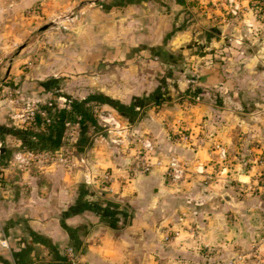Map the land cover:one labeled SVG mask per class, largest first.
<instances>
[{"label": "crops", "instance_id": "obj_1", "mask_svg": "<svg viewBox=\"0 0 264 264\" xmlns=\"http://www.w3.org/2000/svg\"><path fill=\"white\" fill-rule=\"evenodd\" d=\"M180 1L0 0V86L20 74L17 68L26 63L25 52L31 49L25 41L44 30L52 35L55 19L73 13L68 22L78 19L79 33L65 35L89 41L81 55L94 58L77 63L76 53H70L71 63L49 65L55 74L44 85L48 95L39 96L45 104L39 113L54 115L77 106L93 113L100 127L101 113H109L121 127L112 129L113 136H123L120 144L108 145L97 137L99 129L90 125L83 131L79 124L67 123L56 149L69 152L67 163L17 172L5 165L0 264H66L67 247H74L85 264L198 263L207 252L211 261L219 262L239 251L249 256L245 264H264V252L256 256L250 251L264 250V239L259 238L264 234V185L249 193L260 167H244L246 151L264 148V112L257 107L264 108V61L257 57L239 67L227 64L225 76L230 79L224 81V70L213 54L192 53L188 56L201 59L197 78H186L183 70L177 78L150 82L121 77L122 65L132 67L145 52L154 56L153 64L161 60L156 64L166 68L185 62L186 44L181 46L180 40L186 38V30L179 27V18L161 11H179L185 5ZM212 38L206 34L207 41ZM123 42L131 48L129 64H122ZM168 47L176 51V62ZM108 48L119 57L118 64L105 62V56L112 55ZM165 51L170 56L166 61L161 57ZM19 57L22 60L15 64ZM112 68L119 74L105 79L103 72ZM80 70L97 74L96 79L86 75L81 80V99L74 97V80H66L68 93H58L60 74ZM31 115L14 121L7 112L0 114V141L12 143L2 148L0 162L32 151L42 140L45 129ZM184 131L191 136L190 144L175 140ZM198 138L204 139L203 145ZM145 143L152 145L151 152ZM216 145L225 149L226 158ZM139 154L163 166L150 174L136 173ZM172 159L185 169L180 181L166 174ZM225 194L235 206L225 202ZM192 200L203 205L187 206Z\"/></svg>", "mask_w": 264, "mask_h": 264}, {"label": "rangeland", "instance_id": "obj_2", "mask_svg": "<svg viewBox=\"0 0 264 264\" xmlns=\"http://www.w3.org/2000/svg\"><path fill=\"white\" fill-rule=\"evenodd\" d=\"M169 1L171 2L172 0ZM181 1H184L185 5H183V7L181 5L182 8H180L179 11L171 12L174 10V7H170L169 10L167 7H165L161 9V11L164 12V14L167 13V11L170 12L171 19H173V17L179 18V27L182 26L186 30V38H182L180 40L182 42L181 46L186 44L184 52L187 54V59L185 62L180 60V63L173 68H166L165 66H161V64H156L161 63V60L156 61V63L154 61L153 64L154 56L145 52L142 59L134 63L132 67H129L128 65H122L121 77L124 81H127L130 78L141 82H150L157 79L158 77L177 78L181 70L186 73V78H197L200 73L201 59L199 56H190L192 53L202 52L203 54H213L216 65L219 66L220 69L222 68L224 70L222 77L224 81L226 79H230L225 76V67L227 64H234L236 67H239L243 65L247 59H256L257 57L260 58L261 61H264V0ZM72 15L73 13H70L69 15L60 16L59 19H55V27L52 31L57 35L53 33L52 35L47 36L44 34V32L47 30H44L41 33H34L30 39L25 41L26 44L30 45L31 49L25 52L26 63L21 64L17 68L16 72L20 74H16L15 76L11 75L8 82H5L0 86V114L3 111L7 112L10 116L15 117L14 121L22 120L23 117H26L28 114H34V118H36L37 115H40L39 111H42L41 106L45 105L42 102L40 103L39 96L44 94L48 95L49 91L44 85L45 83H48L51 77L55 74L54 72H49V65L58 64L60 66H65L66 63H71L72 57L70 53H76V55H74V59L77 61V63L91 61V59L94 58L84 57L83 59L81 55L82 49L87 48L89 41L82 40L80 35H65V31L79 33V20L77 19L75 22H68V20H71L70 17ZM206 34H212L213 38L210 41H207ZM37 40L39 41L36 43ZM178 44H175L173 47L177 48V46H180ZM109 45L113 46L112 40L109 42ZM122 48V64H129L133 60V57L128 42H123ZM108 49H110V53L112 55H106L105 62L107 64H118L119 57L114 55V52L111 50V48ZM166 51L172 54V60H175L176 62L178 57L176 51L172 52L170 47H168ZM166 51L164 52L163 56H161L165 61L167 59ZM21 52H23V50ZM188 54L190 55L188 56ZM21 60L22 59L20 57L17 58L15 64H19ZM94 60L96 61V59ZM29 64H32V66H29ZM115 69L118 71V68ZM168 70L172 73H170ZM117 71L115 73L119 74ZM115 73L114 68H112L110 70L107 69V71H104L103 75H105V79H108V77L112 79L113 74ZM86 75H89L94 79L97 77L95 72L84 73L81 70L77 71L76 73L62 72L60 74L59 80L61 81V86L58 90V93L63 95L68 93L71 89H66L68 84L66 80H74L78 82V84L73 87V91L75 90L74 97L81 99V88L83 87L81 86V80ZM39 81H43L41 82L42 84L39 85ZM56 90L57 89L53 87V91ZM14 91H17L18 94H16ZM44 99L46 100L47 98ZM257 107L260 108L261 112H264L263 107L258 105ZM101 114L103 118L106 116L111 118L108 115L109 113ZM48 115L50 116V114ZM31 116L33 117V115ZM101 123L104 125L103 121ZM9 126L13 129L25 128L24 126L21 127V125L15 126L9 124ZM108 127L111 129L114 128L113 126L109 125ZM104 128V126H101V129L98 131L99 136L97 137L100 139H102V137L107 139L112 137L114 139V134L109 133ZM184 133L186 132L184 131L180 133L178 137H175V140L181 142L180 137L183 136ZM103 143L113 145L111 142L107 143L106 141H103ZM7 144L11 145L12 143L7 142ZM7 144L0 141V146H2V148ZM10 157L11 158L9 160H11L14 155H11ZM245 157L247 158L245 162H249L250 165L256 163L258 158L264 160V148H260V150L256 152L246 151ZM1 164L7 165V162L6 164L5 162H2ZM256 166L260 167V170H256L255 172L257 183L255 185L252 184L253 186L250 189L248 188V192L252 194L259 192L260 188L264 185V175H262L264 172V166L260 164H257ZM17 171L24 170L18 169L16 172ZM5 175V172H0V184L4 180ZM206 180L209 181L212 180V178L207 176ZM191 202L192 204H188L187 202V206L195 208L199 207L196 206V203H201V205H203V201L192 200ZM259 238H261V240L264 239V234L260 235ZM250 251L256 256H260L262 255V252H264V250H261L259 247L251 248ZM207 253L205 254L206 259L210 257V254L208 255ZM238 254H243L247 257V254H245L244 251H239L236 255Z\"/></svg>", "mask_w": 264, "mask_h": 264}, {"label": "built area", "instance_id": "obj_3", "mask_svg": "<svg viewBox=\"0 0 264 264\" xmlns=\"http://www.w3.org/2000/svg\"><path fill=\"white\" fill-rule=\"evenodd\" d=\"M29 66H32V64H29ZM16 94H18L17 91H14ZM33 119H34V114ZM50 122L49 120L47 121ZM104 122V129H106L109 133H112V129L108 127L113 126L114 130H119L121 127L117 126L115 119L113 118H103ZM113 130V131H114ZM123 136H118L114 139L108 140L107 138H103V141L111 142L112 144H120V139H122ZM126 138V137H125ZM180 141L183 143L190 144L191 143V136L184 133L183 136L180 137ZM204 139L198 138V143L200 145L204 144ZM145 149L148 151H152V145L149 143H145L144 145ZM216 150L221 151V156L226 158V151L223 147L220 145L215 146ZM1 150L2 146H0V157H1ZM69 152L64 153H58L57 151L47 149L43 151H28L25 154L18 153L16 154L11 160L7 162V164L11 168L19 169V170H26L33 166H45L49 164H55V163H67L69 159ZM0 162V172H5V165L1 164ZM257 164H260L264 166V160L261 158H258L256 163H253L250 165L249 162H244L245 168H249L251 171L254 170L255 166ZM163 163L161 161L153 162V160L150 158V156L146 154H139L136 156V161L133 166V170L136 173L140 174H150L156 167H162ZM166 174L168 177L172 178L175 181H180L183 179L185 174L184 167L176 160L172 159L171 163L166 166ZM203 174V173H202ZM88 183H91L90 180L86 179ZM188 204H192L191 201H188ZM201 203H196V206H200ZM65 257H66V264H85L81 258L79 257L76 249L74 247H67L65 250ZM247 262V257L243 254H238L234 256L232 259L226 260V261H219V262H213L209 258L205 259L202 262L198 263H187V264H245Z\"/></svg>", "mask_w": 264, "mask_h": 264}, {"label": "trees", "instance_id": "obj_4", "mask_svg": "<svg viewBox=\"0 0 264 264\" xmlns=\"http://www.w3.org/2000/svg\"><path fill=\"white\" fill-rule=\"evenodd\" d=\"M167 59H170L168 54ZM41 116V114L37 115L35 121L38 126L44 127L45 133L42 136V140L38 142V146L31 147L30 150L32 151H43L47 149L56 151V149L60 148L67 123L79 124L83 131L90 125L99 130L101 129L98 119L93 113H90L87 110L82 112L77 106H73L70 111L58 110L54 115L49 116L47 114L46 117ZM48 120L50 121L49 123L47 122ZM43 143H46L47 146H44Z\"/></svg>", "mask_w": 264, "mask_h": 264}, {"label": "water", "instance_id": "obj_5", "mask_svg": "<svg viewBox=\"0 0 264 264\" xmlns=\"http://www.w3.org/2000/svg\"><path fill=\"white\" fill-rule=\"evenodd\" d=\"M223 198L226 201V203H228L231 206H235V201L229 194H225Z\"/></svg>", "mask_w": 264, "mask_h": 264}]
</instances>
